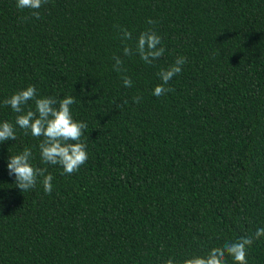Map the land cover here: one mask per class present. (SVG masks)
<instances>
[{
  "label": "trees",
  "instance_id": "obj_1",
  "mask_svg": "<svg viewBox=\"0 0 264 264\" xmlns=\"http://www.w3.org/2000/svg\"><path fill=\"white\" fill-rule=\"evenodd\" d=\"M39 13L0 0V123L15 126L3 101L29 85L73 96L88 159L62 174L18 126L0 142V264H179L264 227V0H48ZM149 28L164 55L125 57ZM178 56L173 91L153 96ZM25 148L51 194L15 187L6 165ZM247 261L264 264V237Z\"/></svg>",
  "mask_w": 264,
  "mask_h": 264
},
{
  "label": "clouds",
  "instance_id": "obj_2",
  "mask_svg": "<svg viewBox=\"0 0 264 264\" xmlns=\"http://www.w3.org/2000/svg\"><path fill=\"white\" fill-rule=\"evenodd\" d=\"M48 3V0H15L18 10H29L32 17L39 19V9ZM149 25H155L156 21L148 19ZM121 41H131L133 34L127 29L120 28ZM161 37L153 28L146 29L135 37L134 46L125 45L123 55L125 57L138 56L145 64H152L159 60L165 53L161 46ZM113 70L117 73L123 72V60L120 56L114 55ZM187 63L183 56H178L175 62L161 69L157 76L161 81L152 90V95L160 97L173 91L166 87L169 82L182 71V66ZM124 87H131L132 80L126 75L121 76ZM142 97H135L134 102L140 103ZM29 101L34 102V110L24 112V105ZM73 96L57 99L53 96L39 97L35 86L29 85L25 89L18 90L3 101L5 106L18 115L15 118V126L24 133L40 140L38 144L40 160L44 164L59 166L62 174L71 175L87 161L88 154L86 145L82 142L83 129L87 127L84 122L75 121L72 117L70 106L75 103ZM119 107V105H117ZM13 123H0V142L6 140L15 141L16 127ZM33 154L29 148H25L16 155L9 156L7 170L9 176L14 177V184L20 192L34 189L39 183L45 194L52 192L53 177L46 168L34 167L31 163ZM264 237V227L257 228L252 236L240 237L235 241L226 242L222 247L211 248L204 256H193L184 259L179 264H226V257H231L233 264H248L247 249L255 240ZM166 264H178L174 259L169 258Z\"/></svg>",
  "mask_w": 264,
  "mask_h": 264
}]
</instances>
